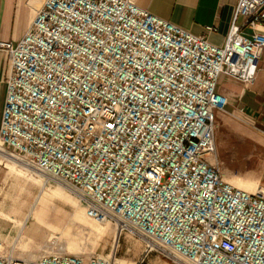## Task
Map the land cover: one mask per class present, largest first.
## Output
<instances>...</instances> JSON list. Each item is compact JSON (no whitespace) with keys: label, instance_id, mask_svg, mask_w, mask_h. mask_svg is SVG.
<instances>
[{"label":"built area","instance_id":"2783aa9c","mask_svg":"<svg viewBox=\"0 0 264 264\" xmlns=\"http://www.w3.org/2000/svg\"><path fill=\"white\" fill-rule=\"evenodd\" d=\"M263 51L264 0L238 1L221 47L135 0H44L19 41L0 42V152L75 196L90 220L143 237L139 264L152 253L264 264V186L236 188L208 161L227 103L217 82L253 84ZM0 264L116 263L0 253Z\"/></svg>","mask_w":264,"mask_h":264},{"label":"crops","instance_id":"0c3cea01","mask_svg":"<svg viewBox=\"0 0 264 264\" xmlns=\"http://www.w3.org/2000/svg\"><path fill=\"white\" fill-rule=\"evenodd\" d=\"M238 1L135 0V3L221 47L229 34ZM43 3L44 0H0V42L19 41ZM238 24L242 25L243 20L239 19ZM6 69L7 57L0 52V123L6 99ZM216 92L227 103L222 111H214L215 153L208 161L219 166L224 181L250 192L251 182L264 186V51L253 84L246 86L223 75L217 82Z\"/></svg>","mask_w":264,"mask_h":264},{"label":"rangeland","instance_id":"374dc122","mask_svg":"<svg viewBox=\"0 0 264 264\" xmlns=\"http://www.w3.org/2000/svg\"><path fill=\"white\" fill-rule=\"evenodd\" d=\"M251 183L250 192H254L259 185ZM84 211L80 201L63 187L48 183L38 172L0 152L1 254L28 262L48 256L112 255L116 264H139L143 237L131 230L120 236L114 223L87 220ZM143 264L170 263L152 253Z\"/></svg>","mask_w":264,"mask_h":264},{"label":"bare ground","instance_id":"6f19581e","mask_svg":"<svg viewBox=\"0 0 264 264\" xmlns=\"http://www.w3.org/2000/svg\"><path fill=\"white\" fill-rule=\"evenodd\" d=\"M6 158H8V159H11V160H14L15 162H16V159H13V158H11L10 156H5ZM18 162V161H17ZM23 166V165H22ZM47 181V180H46ZM58 185V184H57ZM60 186V185H59ZM41 200V199H40ZM40 200L38 199L37 200V203H39L40 202ZM80 204H81V206L83 207V210H85V206L83 205V203L82 202H80ZM85 212V211H84ZM85 218L87 219V220H90L89 218H87V215H86V212H85ZM36 219L39 221L40 220V217H39V215L38 214H36ZM103 224V223H102ZM119 229L118 230H120V227H118ZM120 232V231H119ZM117 241V240H116ZM112 255H110V256H108V258L109 257H111ZM34 260V259H33ZM33 260H30L31 262H34ZM36 261V260H35Z\"/></svg>","mask_w":264,"mask_h":264}]
</instances>
